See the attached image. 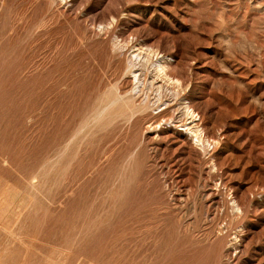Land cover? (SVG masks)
<instances>
[{"label": "rangeland", "instance_id": "rangeland-1", "mask_svg": "<svg viewBox=\"0 0 264 264\" xmlns=\"http://www.w3.org/2000/svg\"><path fill=\"white\" fill-rule=\"evenodd\" d=\"M0 264H264V0H0Z\"/></svg>", "mask_w": 264, "mask_h": 264}, {"label": "bare ground", "instance_id": "bare-ground-1", "mask_svg": "<svg viewBox=\"0 0 264 264\" xmlns=\"http://www.w3.org/2000/svg\"><path fill=\"white\" fill-rule=\"evenodd\" d=\"M71 3V2H70ZM62 6V5H61ZM65 8H66V6H65ZM91 31V30H90ZM133 45V44H132ZM144 45V44H143ZM134 47H136V46H134ZM149 48V47H148ZM138 50V49H137ZM134 51V50H133ZM155 51V50H154ZM135 52V51H134ZM142 52V51H141ZM144 52V51H143ZM137 53V52H136ZM170 53V52H169ZM160 54V53H159ZM163 54V53H162ZM173 55V54H172ZM139 56V55H138ZM141 56V55H140ZM134 57H136V56H134ZM142 57V56H141ZM161 57V56H160ZM164 57V56H163ZM173 57V56H172ZM139 59V58H138ZM160 59V58H159ZM161 59H162V57H161ZM172 60V59H171ZM170 60V61H171ZM163 61V60H162ZM169 62V58L164 62V63H168ZM173 66H175L174 64H172ZM158 66H159V69H161L162 71H165V68L167 67L166 65H163V62H160V63H158ZM160 72V71H159ZM164 75V74H163ZM181 76V75H180ZM178 79V78H177ZM183 99V98H182ZM188 99V98H187ZM192 101V100H191ZM155 104V103H154ZM150 109V108H149ZM136 110V109H135ZM156 110V109H155ZM138 113V112H137ZM187 113H188V111H187ZM139 114V113H138ZM141 115V114H140ZM144 116V115H143ZM188 120V119H187ZM191 121V120H190ZM139 124H141V123H139ZM187 125V124H186ZM158 126V125H157ZM169 126V125H168ZM170 128V127H169ZM168 128V129H169ZM181 128V127H180ZM197 128V127H196ZM160 130V129H159ZM173 130V129H172ZM178 130H180V129H178ZM154 131V130H153ZM168 131V130H167ZM188 131V130H187ZM147 132V131H146ZM150 133V132H149ZM175 133V132H174ZM178 133V132H177ZM189 133V132H188ZM183 134V133H182ZM185 134H187V133H185ZM184 134V135H185ZM192 135V134H191ZM190 135V136H191ZM195 137V136H194ZM200 139V138H199ZM183 153V152H182ZM239 244V243H238ZM228 249V248H227ZM230 249V248H229ZM231 251V250H230Z\"/></svg>", "mask_w": 264, "mask_h": 264}]
</instances>
